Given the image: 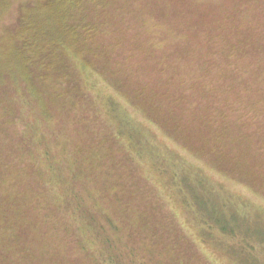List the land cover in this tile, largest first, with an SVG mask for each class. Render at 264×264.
<instances>
[{
  "label": "trees",
  "instance_id": "obj_1",
  "mask_svg": "<svg viewBox=\"0 0 264 264\" xmlns=\"http://www.w3.org/2000/svg\"><path fill=\"white\" fill-rule=\"evenodd\" d=\"M157 1L143 7L142 0H17L18 6L4 17L8 22L0 28V264L210 262L203 261L204 253L184 232L167 199L140 175L145 168L137 164L143 155L129 127L116 116V98L213 172L264 199V137L243 135L233 121L238 109H250V102L244 103L236 84L227 89L200 86L202 60L190 58L191 44L179 38L184 37L180 24L189 16L186 4L200 0ZM10 2L1 1L0 7ZM248 5L253 11L261 4L249 0ZM120 7L136 8L131 17L138 18L137 26L153 29L148 43L158 35L173 39V51L166 45L160 57L147 55L142 60L154 72L141 74L139 59L134 65L129 58L114 62L127 50L129 39L120 44L119 29L126 32L130 24L112 21V10ZM146 7L148 20L140 17ZM235 30L242 31L239 22ZM252 42L242 31L238 43L225 49L236 50L232 55L241 59ZM167 71L173 78L168 79ZM98 89L114 94L107 111H100ZM74 124L80 128L68 130L70 139L64 128ZM25 156L37 164L28 167L33 169L31 177L22 178ZM152 162L155 176L170 179L169 186L188 199L186 204L193 202L184 179L176 185L166 168ZM101 185L105 189L98 193ZM207 227L202 228L207 236L196 238L202 246L215 242ZM252 249L235 250L230 261L264 264L252 258Z\"/></svg>",
  "mask_w": 264,
  "mask_h": 264
},
{
  "label": "rangeland",
  "instance_id": "obj_2",
  "mask_svg": "<svg viewBox=\"0 0 264 264\" xmlns=\"http://www.w3.org/2000/svg\"><path fill=\"white\" fill-rule=\"evenodd\" d=\"M201 1L186 4L185 10L189 11V16L187 15L186 22L180 24L184 37L182 35L179 37L182 43L186 41L191 44L193 55H190V58L196 57L202 60L199 62L201 70L197 83L202 87L210 85L212 88L226 89L230 85H233V88L237 85L236 90L239 89V96L244 103L250 102L251 107L247 112L243 109L236 111L233 119L236 128L241 129L245 136L255 135L262 138L264 137V0H257L261 5L253 11L249 9V0H217L219 4ZM152 2L160 3L157 0H142L141 5L145 7L146 4L152 5ZM17 6V0H11L9 5L0 7V18H2L0 28L7 25L8 19L4 17ZM120 9L121 7L112 10L115 14L112 15V21L118 24L125 21L126 24H130L129 27H125L126 32L124 29H119L120 38H122L120 44L126 42V37L129 39L126 42L127 50L124 53L119 52L114 62L121 64L129 58V62L134 65L133 61L137 63L136 60L139 59L142 63L140 64L141 74L154 72L153 66L149 68L147 61L142 60L147 55L160 57L162 48L166 45L169 46L170 51H173L175 49L173 39L163 40L158 35L153 42L148 43L147 39L152 40L150 34L153 29L137 26L138 18L131 17L136 8L124 7L122 11ZM149 9L150 7H146L140 13L142 19H147ZM152 12H155V8ZM12 18L9 20L10 23ZM238 22L242 31L248 33L253 39L249 52L244 56L240 53L241 59L233 56L232 51L236 50L225 49L239 41L242 31L235 30ZM147 23L150 25L149 22ZM152 23L155 22L152 21ZM167 72H169L168 79L173 78L172 73ZM128 77L130 80V75ZM186 79L188 78L184 76V80ZM97 92L101 99L100 111H107L108 101L110 98L112 100L115 98L114 94L109 89H98ZM116 99L119 103L116 116H120L124 120L122 124L129 127L130 134L143 155V159L137 164L138 168H145L144 171L140 170V175L147 176L151 181L147 180L153 182L152 185L167 199L184 232L198 244L204 253L203 261H210L202 264H235L230 261L234 256V251L240 250L242 253L245 247H253L251 251L254 255L250 256L261 262L264 261V199L255 196L244 186L213 172L206 163L195 158L181 146L167 140L156 127L150 126L145 122L144 117L129 108L125 101ZM89 118L93 120L94 116L89 115ZM79 128V125L74 124V126L65 127L64 131L69 137L71 131H79ZM56 151L61 150L56 149ZM24 158L26 161L20 169L25 171L20 176L22 178L31 177L33 169L28 167L36 161L30 156ZM153 159L158 161L156 167L166 168L165 174L171 177L176 185H181L180 178L186 181L189 195L194 198L193 202L186 204L188 199L182 198V193L180 195L176 189L174 191L169 186L167 180L171 182L170 179L155 176L157 172L153 165L149 164ZM11 164L18 168L14 160ZM104 189L105 187L101 185L98 193H102ZM203 221L208 226L207 232L211 236L210 240L215 239L214 245L203 243L202 246L199 243L204 235L207 236L202 230L206 227ZM222 227L227 230L222 231Z\"/></svg>",
  "mask_w": 264,
  "mask_h": 264
}]
</instances>
